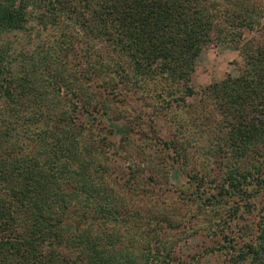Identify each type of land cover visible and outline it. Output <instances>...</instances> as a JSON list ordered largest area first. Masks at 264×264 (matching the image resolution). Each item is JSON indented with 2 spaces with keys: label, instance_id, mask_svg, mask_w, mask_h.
<instances>
[{
  "label": "trees",
  "instance_id": "trees-1",
  "mask_svg": "<svg viewBox=\"0 0 264 264\" xmlns=\"http://www.w3.org/2000/svg\"><path fill=\"white\" fill-rule=\"evenodd\" d=\"M261 1L0 0V264L148 261L153 243L120 231L131 209L116 181L140 191L165 167L186 170L199 201L253 207L264 190ZM213 43L238 50L237 74L196 91L195 59ZM105 119L127 130L109 138ZM189 154L202 170L186 169ZM256 214L247 241L216 246L233 252L228 264H264V203Z\"/></svg>",
  "mask_w": 264,
  "mask_h": 264
},
{
  "label": "rangeland",
  "instance_id": "rangeland-1",
  "mask_svg": "<svg viewBox=\"0 0 264 264\" xmlns=\"http://www.w3.org/2000/svg\"><path fill=\"white\" fill-rule=\"evenodd\" d=\"M261 3L264 4V0ZM261 22L264 23V15ZM238 64L240 56L233 46L226 43L208 45L195 59L191 73L193 89L197 91L226 74L236 75ZM116 109L122 108L115 107ZM125 109H129L128 106ZM170 114L166 113L158 121L161 134L173 128ZM120 123L122 122L119 120H107V126L116 133L114 134L116 136L109 134V138H117L127 130L126 124ZM132 135L131 141L144 145L143 136L137 132ZM113 161L116 162V159L112 156L106 159L107 164L115 163ZM202 162L200 155L189 154V165L186 169L199 172L202 170L200 169ZM108 167L109 178L121 177V167L115 168L113 165ZM185 173L186 170L175 166L156 170L148 186L144 185L143 188L141 182H138L136 189L140 191L126 190L120 178L116 181L118 187L113 186L123 194L126 207L131 209L128 220L125 223L123 221L118 223L125 240L138 247L144 240L153 243L148 247L149 260L142 259L141 264H188L191 261L195 264H228L229 256L233 252L227 248L218 250L216 246L230 242L234 247H238L251 236L253 230L251 233L248 230L252 229L257 210L264 203V190L254 196V201H251L255 205L253 207L250 201L231 200L220 201L210 206L208 201H199L191 193L188 188L189 179ZM137 177L143 183L146 172H141ZM153 254L156 256L153 257ZM233 259L234 257H231V260Z\"/></svg>",
  "mask_w": 264,
  "mask_h": 264
}]
</instances>
